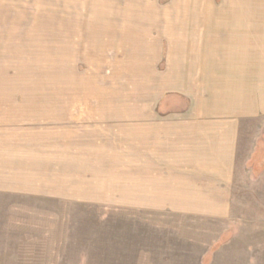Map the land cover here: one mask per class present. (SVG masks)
I'll list each match as a JSON object with an SVG mask.
<instances>
[{
  "label": "crops",
  "instance_id": "1",
  "mask_svg": "<svg viewBox=\"0 0 264 264\" xmlns=\"http://www.w3.org/2000/svg\"><path fill=\"white\" fill-rule=\"evenodd\" d=\"M252 4L174 5L184 13L153 36L148 27L161 18L147 19L151 6L121 3L124 29L114 30V46L128 43L124 67L144 76V113L76 117L91 120L94 139L70 146V100L36 98L37 58L51 49L50 19H38L37 0H0V259L4 244L14 243L22 202L54 196L131 202L137 199L116 196L135 186L144 211L230 218L242 132L264 120V19ZM47 107H57L56 115ZM102 133L108 142L95 141ZM260 145L253 170L263 179L264 140Z\"/></svg>",
  "mask_w": 264,
  "mask_h": 264
},
{
  "label": "rangeland",
  "instance_id": "2",
  "mask_svg": "<svg viewBox=\"0 0 264 264\" xmlns=\"http://www.w3.org/2000/svg\"><path fill=\"white\" fill-rule=\"evenodd\" d=\"M126 1L37 0V17L50 19L47 30L52 37L47 57L37 58L36 98L70 100V146L94 139L91 120L76 122V117L144 113V76L135 72L132 76L124 67L129 44L118 41L114 46L112 35L115 29H124L120 23L125 12L118 9ZM204 3H225L231 9L253 3L264 19V0H144V9L151 6L144 11L147 19L161 18V25L148 27L149 34L157 36L165 20L184 13L179 10ZM174 5L178 11L171 10ZM238 13L229 11L230 17ZM155 41L151 48L156 49ZM46 109L56 115L57 107ZM39 117L40 113L38 120L44 121ZM100 136L95 141H109L106 134ZM263 140L264 120L249 122L240 139L236 193L228 219L144 211V194L135 186L116 196L137 199L131 202L97 201L99 196L92 195L22 202L21 216L10 229L14 243L4 244L0 264H264V178H259L262 171L253 170ZM74 172L70 169V180ZM73 187L70 194L78 189Z\"/></svg>",
  "mask_w": 264,
  "mask_h": 264
}]
</instances>
